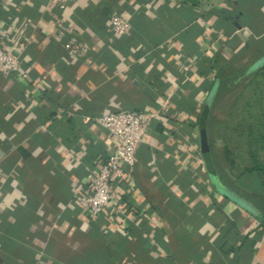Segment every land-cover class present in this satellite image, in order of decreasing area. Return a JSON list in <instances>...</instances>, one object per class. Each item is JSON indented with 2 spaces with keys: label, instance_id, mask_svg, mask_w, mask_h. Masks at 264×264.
<instances>
[{
  "label": "crops",
  "instance_id": "crops-1",
  "mask_svg": "<svg viewBox=\"0 0 264 264\" xmlns=\"http://www.w3.org/2000/svg\"><path fill=\"white\" fill-rule=\"evenodd\" d=\"M0 45L20 61L0 71V264H264V225L194 153L216 68L264 52V0H0ZM121 109L155 118L92 217L112 149L95 118Z\"/></svg>",
  "mask_w": 264,
  "mask_h": 264
},
{
  "label": "built area",
  "instance_id": "built-area-1",
  "mask_svg": "<svg viewBox=\"0 0 264 264\" xmlns=\"http://www.w3.org/2000/svg\"><path fill=\"white\" fill-rule=\"evenodd\" d=\"M52 1L59 9H63L67 4V0ZM129 28V22L123 17L118 14L110 15L109 30L111 32L124 36ZM67 48L72 54L79 52L73 40L68 41ZM19 67L18 55L11 48L0 45V71L6 74H17ZM154 118L155 115L148 110L129 109L104 113L95 118L96 123L107 131L112 149L100 167L88 175L87 193L80 195L82 205L92 217L100 216L109 206L113 197L112 180L129 178L130 173L125 171L124 166L128 168L134 166L137 146L143 140Z\"/></svg>",
  "mask_w": 264,
  "mask_h": 264
},
{
  "label": "rangeland",
  "instance_id": "rangeland-1",
  "mask_svg": "<svg viewBox=\"0 0 264 264\" xmlns=\"http://www.w3.org/2000/svg\"><path fill=\"white\" fill-rule=\"evenodd\" d=\"M195 1L197 5H213L219 0ZM237 91L236 96L235 93L228 95L231 99L227 107L220 106L213 112L216 120L213 146L228 176L236 182L257 165L264 170V77L256 75L249 78ZM219 122H223L222 128L217 127ZM196 134L199 143L194 153L199 160L202 157L199 130ZM253 175L257 181L260 180Z\"/></svg>",
  "mask_w": 264,
  "mask_h": 264
},
{
  "label": "trees",
  "instance_id": "trees-1",
  "mask_svg": "<svg viewBox=\"0 0 264 264\" xmlns=\"http://www.w3.org/2000/svg\"><path fill=\"white\" fill-rule=\"evenodd\" d=\"M183 3H190L197 5L195 0H183ZM262 75L264 77V52H259L258 55L252 56L251 60L242 65L221 64L216 68L214 80L208 90L205 100L201 104L200 112L197 114L196 123L199 127H204L209 143V153L207 161L204 157L205 167L211 180L219 181V183L231 192L233 195L239 197L248 207L249 212L255 216L259 223L264 225V170L257 165L249 169L245 174L239 178L238 182L230 179L222 161L213 146V133L215 127L214 109L218 107H227L229 105L230 93H236L237 88L244 85V83L251 77ZM206 110L204 119H201L203 111ZM218 128L223 127V122L218 123ZM259 177V181L254 175ZM260 182V184H259ZM213 187L215 185L213 183ZM255 187V188H254ZM216 189V188H215Z\"/></svg>",
  "mask_w": 264,
  "mask_h": 264
},
{
  "label": "water",
  "instance_id": "water-1",
  "mask_svg": "<svg viewBox=\"0 0 264 264\" xmlns=\"http://www.w3.org/2000/svg\"><path fill=\"white\" fill-rule=\"evenodd\" d=\"M205 114H206V110L203 111L201 119H204ZM199 139H200V151H201V154L204 157L205 161H207L210 146H209V143H208L206 130L202 126L199 127ZM213 183H214L215 188H216V190L218 192H220L225 197L235 201L237 204H239L240 206L244 207L246 210L250 211L249 207L239 197L233 195L231 192H229L227 189H225L219 183V181H216V180L213 179Z\"/></svg>",
  "mask_w": 264,
  "mask_h": 264
}]
</instances>
